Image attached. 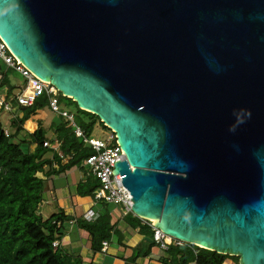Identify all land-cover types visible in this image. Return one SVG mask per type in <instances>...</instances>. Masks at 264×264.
Wrapping results in <instances>:
<instances>
[{"label": "water", "instance_id": "95a60500", "mask_svg": "<svg viewBox=\"0 0 264 264\" xmlns=\"http://www.w3.org/2000/svg\"><path fill=\"white\" fill-rule=\"evenodd\" d=\"M0 39L114 133L135 216L264 264V0H0Z\"/></svg>", "mask_w": 264, "mask_h": 264}, {"label": "trees", "instance_id": "16d2710c", "mask_svg": "<svg viewBox=\"0 0 264 264\" xmlns=\"http://www.w3.org/2000/svg\"><path fill=\"white\" fill-rule=\"evenodd\" d=\"M0 73L3 74L1 63ZM59 99L75 104L61 94ZM47 106V97L39 96L30 106L20 107V118L11 114L9 123L3 117L6 112L0 109V264H81L80 259L64 252L60 245L56 248L52 246L55 240L60 241L64 224L70 219L62 212L42 215L40 205L45 184L39 175H58L72 168H80L92 152L58 114L64 122L54 126L53 139L48 137L43 127L32 133L25 130L24 123ZM78 111L86 116L87 121L75 123L87 137L97 122L108 129L95 115L80 109ZM44 143H49V146H44ZM30 144L33 149L29 148ZM67 156L69 159L65 165L58 170L52 168L53 164H60L62 158ZM98 186L97 179L87 174L85 182L78 185V195L93 197ZM101 204L102 214H98L94 220L81 219L76 222L78 228L89 233L91 247L95 251L100 249L103 241L110 239L114 229L107 203L101 201ZM124 219L132 227L146 229L137 217L129 214ZM56 222H60L59 227ZM167 251L176 264H223L227 259H235L238 264L237 257L187 243L171 245Z\"/></svg>", "mask_w": 264, "mask_h": 264}, {"label": "crops", "instance_id": "0c3cea01", "mask_svg": "<svg viewBox=\"0 0 264 264\" xmlns=\"http://www.w3.org/2000/svg\"><path fill=\"white\" fill-rule=\"evenodd\" d=\"M0 63L3 70V74L0 73V101L12 102L14 106L12 115L20 118L22 111L15 105L12 98L21 91L25 80L17 71L8 68L2 61ZM19 79L23 81L18 82ZM40 111L42 110L37 111L24 123V128L32 133L43 127L48 130V137L53 139L54 126L59 122L52 120L49 123V119H46ZM12 115L4 113L3 117L7 123ZM43 118L46 120L44 121ZM30 120L31 125L28 124ZM29 148L33 149V145L30 144ZM68 159V156L64 157L60 164H53L52 168L58 170L60 166L67 163ZM87 174V170L82 165L80 168H72L58 175H44L43 173L39 175L45 184L40 205L42 215L49 216L62 212L70 219L64 224L59 241L64 252L80 259L81 264H176L170 258L169 252L161 250L152 240V230L142 222L141 218L130 214L141 220L142 226L146 227L143 230L127 224L124 219L126 216H121L119 209L112 204H107L111 213V224L114 226L111 237L107 240V250L102 253L101 247L96 251L92 249L89 233L76 225V222L81 220L87 211L91 210L95 219L98 214H102L103 210L101 202L94 201L92 196L78 195V185L85 182ZM223 264H231V260L227 259Z\"/></svg>", "mask_w": 264, "mask_h": 264}, {"label": "built area", "instance_id": "2783aa9c", "mask_svg": "<svg viewBox=\"0 0 264 264\" xmlns=\"http://www.w3.org/2000/svg\"><path fill=\"white\" fill-rule=\"evenodd\" d=\"M0 60L8 67L17 71L25 80V84L21 91L17 93L12 101L16 106H30L36 98L45 95L48 100V109L62 116L73 128L76 137L91 149V155L82 163L87 173L97 179L99 186L95 189L93 199L96 202H106L117 207L121 216L133 214L131 211L132 201L129 192L122 185L121 176L112 174L114 163L124 159L123 152L116 143L115 135L112 131L105 138L86 136L75 123L74 115L65 109L60 108V93L50 83L38 79L28 69H26L8 50L6 44L0 39ZM0 109L6 113L14 114V106L12 102L0 101ZM49 146V143H44ZM61 155L60 151H57ZM64 158V157H63ZM62 158V159H63ZM82 219L92 221L94 214L91 210L83 214ZM152 230V240L157 246L167 251L171 245H181L183 242L178 241L170 236L165 235L161 230L152 225L151 221L141 219ZM59 227L60 222H56ZM59 241L55 240L52 244L54 248L58 247ZM108 242L103 241L101 252L107 250ZM195 264V263H191Z\"/></svg>", "mask_w": 264, "mask_h": 264}, {"label": "rangeland", "instance_id": "374dc122", "mask_svg": "<svg viewBox=\"0 0 264 264\" xmlns=\"http://www.w3.org/2000/svg\"><path fill=\"white\" fill-rule=\"evenodd\" d=\"M22 79H19L18 82H22ZM60 108L61 109H65L68 112L72 113L74 115L75 118V122L78 124H83L85 121H87L86 116L84 114H82L81 112L78 111V108L76 107L75 104H70V102L66 99H62L60 101ZM46 119H49V123L52 120H56L57 122H64L61 118L59 119L54 113L50 112L49 109L46 107L44 109H42V111H40ZM39 112V113H40ZM43 118V120L45 121L46 119ZM28 124L31 125V120L28 121ZM48 132V130H47ZM109 129H105L102 127V125L100 123H96L93 126L92 132L90 134V137H99V138H105L107 136V134H109ZM48 134V133H47ZM114 206V205H113ZM231 264H236L235 259L231 260Z\"/></svg>", "mask_w": 264, "mask_h": 264}]
</instances>
